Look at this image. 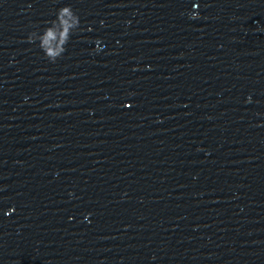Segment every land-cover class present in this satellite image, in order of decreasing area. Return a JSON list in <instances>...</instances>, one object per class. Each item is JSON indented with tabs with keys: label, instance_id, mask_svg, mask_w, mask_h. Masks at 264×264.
Returning a JSON list of instances; mask_svg holds the SVG:
<instances>
[{
	"label": "water",
	"instance_id": "obj_1",
	"mask_svg": "<svg viewBox=\"0 0 264 264\" xmlns=\"http://www.w3.org/2000/svg\"><path fill=\"white\" fill-rule=\"evenodd\" d=\"M0 264H264V0H0Z\"/></svg>",
	"mask_w": 264,
	"mask_h": 264
}]
</instances>
